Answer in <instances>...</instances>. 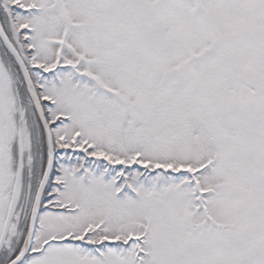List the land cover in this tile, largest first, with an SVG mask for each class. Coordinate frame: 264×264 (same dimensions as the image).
I'll return each mask as SVG.
<instances>
[{
	"label": "snow or ice",
	"instance_id": "1",
	"mask_svg": "<svg viewBox=\"0 0 264 264\" xmlns=\"http://www.w3.org/2000/svg\"><path fill=\"white\" fill-rule=\"evenodd\" d=\"M0 264H264V0H0Z\"/></svg>",
	"mask_w": 264,
	"mask_h": 264
}]
</instances>
